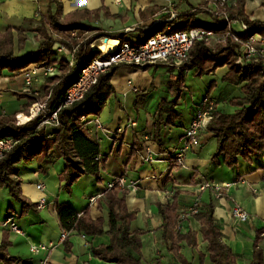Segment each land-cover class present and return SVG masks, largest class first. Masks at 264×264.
Masks as SVG:
<instances>
[{"label": "crops", "instance_id": "0c3cea01", "mask_svg": "<svg viewBox=\"0 0 264 264\" xmlns=\"http://www.w3.org/2000/svg\"><path fill=\"white\" fill-rule=\"evenodd\" d=\"M60 1L64 16L84 9L92 14L97 13V18L93 16L92 25L114 38H119L129 31L134 34L136 29L152 25L154 21L162 18L161 12L170 6L162 5L156 0ZM239 3L243 5L244 13L251 21H264V0H231L229 9L238 8ZM46 9V0H0V34L12 29L17 35L16 29L35 28L41 19L40 12ZM155 9L158 10L156 13ZM197 17L204 19L200 15ZM120 22L125 27L116 26ZM128 23L131 25H126ZM26 34L28 40L23 50H16L19 57H25L40 47L37 33L27 31ZM130 35H126V38L128 39ZM108 41L112 39H99L93 46L98 50L108 49L111 47ZM58 46L59 44L54 46L56 51ZM57 58L69 60L66 53L58 51ZM33 66L35 65L29 68ZM160 67H165L168 71L164 80L153 72L150 74L149 71ZM146 68L145 70L128 65L118 66L111 81L114 94L107 101L101 114L94 117L99 124L92 123L87 127V134L100 145L101 183H98L95 177L85 175L71 187L70 192L65 190L64 183L59 179L64 160L55 155L52 162L39 163L35 160L18 165L22 195L31 203L38 205L43 194L39 192L37 184H45L47 205L44 209H36L23 215L22 204L14 201L6 189L0 190V196L4 200L0 209V241L1 231H7L11 242L9 253L21 260V264H116L95 258L92 254L93 248L107 247L111 244V237L106 233L89 237L70 232L67 241L60 243L63 229L55 205L66 204L77 212L89 209L93 220L105 221L104 229L107 232L109 210L105 203V194L109 191L107 185L119 177L136 181L138 184L135 190H125L127 192L125 204L128 212L137 213L136 220L132 223V231L137 232L141 238V264H180L174 252L170 251L172 242L163 238L165 221L159 212L160 205L172 206L174 203L177 206L178 217L197 202L201 204V211L213 206L215 225L220 229L224 244L236 256L237 264H251L257 236L261 238L259 248L264 258V152L260 157H252L248 161L240 159L237 170L216 165L212 160L217 149V141L213 134L207 131L203 135L201 146L191 149L188 153L185 166L173 169L171 150L179 143L185 128L190 125L197 106H193L189 111L179 112L180 103L177 107L178 126L166 129L164 135L166 153H160L158 147L146 135L152 131L154 111L161 100L156 95L167 86L166 99L171 100L168 83L170 77L176 75L178 71L167 64ZM57 69L61 73V69ZM218 73L224 76L227 68L219 69L216 74ZM52 79L53 76L51 81ZM50 85V82H42L37 87L41 90L44 88L46 93ZM152 86L154 90L148 96H141ZM16 94H25L23 74L3 72L0 75V100L4 95ZM25 99L28 102L14 116L28 110L31 99L28 97ZM213 99L217 102L218 111L235 112L236 108L229 104L231 99L225 98L224 109L221 99ZM2 113L0 111V116L5 115V112ZM135 132L141 135L139 140L142 146H150L153 151L152 163L144 161V151L133 154ZM40 166L44 167L45 172L40 171ZM201 183L232 186L218 199L212 189L201 191L199 188ZM92 198H96V202L91 203ZM234 205L240 206L250 215L249 222L239 223L232 217L231 209ZM8 218H14L16 225L23 231L22 235L9 232L1 226ZM178 225L179 219L175 231L183 235L195 234L198 240L196 250L182 242L180 254L190 264H201L202 254L204 257L202 264H211L206 251L208 243L203 240L200 232L201 223L197 217L190 216L183 222L182 228H178ZM31 246L51 248L35 254L31 252Z\"/></svg>", "mask_w": 264, "mask_h": 264}, {"label": "trees", "instance_id": "16d2710c", "mask_svg": "<svg viewBox=\"0 0 264 264\" xmlns=\"http://www.w3.org/2000/svg\"><path fill=\"white\" fill-rule=\"evenodd\" d=\"M46 2L47 9L40 12L41 19L35 28L16 29L17 35L12 29L0 34V75L5 71L23 74L32 65L39 68L62 69L63 76L53 77L50 85L51 88L52 83L56 82L49 101L51 109L64 104L66 91L78 80L80 71L95 58L101 57L99 52L91 49V44L97 38L107 37L119 39L122 42L142 44L159 33L167 32L168 28L172 32L203 28L213 32L218 38L225 36L228 31L223 19L214 17L203 10L208 18H198L199 9H195L184 14H177L176 18L171 21H169L170 15H166L148 27L136 29L132 38H126V35L132 34L130 31L119 38H114L92 25L93 16L97 18V13L92 14L84 9L64 16L60 0H46ZM157 11L155 9V13ZM229 11L233 19L249 26V31L241 34V38L247 39L252 35L264 36V21H251L245 15L242 4L239 3L238 8L229 9ZM27 31L37 33L40 47L25 57H19L16 50H23L28 40ZM90 32H96V36L87 39L86 34ZM73 33L75 36H72ZM56 44L65 46L69 51L79 46L75 57L80 65L79 71L74 76H70L68 61L57 58V51L54 48ZM240 50V45L231 38H227L226 44L214 40L211 43L197 42L191 51L188 63L180 70L176 68L177 74L172 75L168 83L172 99H161L154 111L152 131L146 135L158 147L160 153H166L164 141L166 129L178 126L177 107L184 92L187 73L194 71V76L201 78L214 75L219 69L226 67L227 73L222 78L223 82L231 87L240 88L242 97L233 98L230 101L231 106L236 108L234 113H223L217 108L213 113V121L208 131L216 139L217 149L212 161L216 165H224L230 170H237L240 159L248 161L252 157H260L263 154L264 60H246ZM117 69L118 66L101 74L97 84L81 102L62 108L59 113V120L63 126L61 128H39L41 118L32 120L23 126H16L15 116L6 114L0 116V138L12 137L16 140L12 150L0 160V189H6L16 202L22 204L23 215L38 209V205L31 203L22 195L18 169L21 163H30L35 160L39 163L52 162L55 155L62 158L64 167L59 173V179L64 183V189L69 192L71 187L85 175L95 177L98 183L102 182L100 145L97 140L87 134V127H82L81 119L92 120L101 114L107 101L114 94L111 81ZM50 88L46 89L48 91L46 93H49ZM153 90L152 86L141 96L146 97ZM16 96L32 99L27 94H16ZM215 103L217 105L216 101ZM138 134L135 132L133 154L143 152L145 148L139 140L141 135ZM39 169L45 172L44 167L40 166ZM126 196L127 192L118 187L106 192L105 203L109 210V230L107 232L104 229L105 221L103 219L93 220L89 209L77 212L69 205L57 203L55 209L60 226L63 230L89 237L108 234L111 237V244L107 247L93 248L92 254L95 258L116 264H141V238L137 232L132 231V223L136 220L137 213L128 212L125 204ZM159 212L165 221L163 238L172 242L170 251L174 252L180 264H190L180 254V244L186 242L189 247L196 250L198 248L197 236L192 233L183 235L175 231L179 219L176 203L172 206L160 205ZM196 217L201 223L200 232L203 240L208 243L206 251L211 264H237L236 256L224 244L220 229L215 225L213 206H208ZM260 242L261 238L257 236L251 264H264L263 253L259 248ZM9 247H11L9 233L3 230L0 241V264H21V260L10 255ZM200 260L202 264L204 261L202 254H200Z\"/></svg>", "mask_w": 264, "mask_h": 264}, {"label": "built area", "instance_id": "2783aa9c", "mask_svg": "<svg viewBox=\"0 0 264 264\" xmlns=\"http://www.w3.org/2000/svg\"><path fill=\"white\" fill-rule=\"evenodd\" d=\"M116 1L121 2V0ZM205 2L203 10L214 17L223 19L227 24L228 31L226 35L222 37L223 43L226 44L227 38H231L234 42L240 45L241 54L244 55L246 60L264 59V36L252 35L247 39L241 38V34L249 31V26L231 17L229 11L231 0H205ZM175 18L176 14L172 13L169 21ZM72 36H75V33H73ZM213 37H216L213 32L203 28L175 32H172L171 29L168 28L167 32L159 33L142 44L122 42L121 40L112 39L118 43L114 50L111 52L99 50L101 57L95 58L88 66L80 71L78 80L66 91L64 104L56 109H51L49 103L53 94V89H51L49 94L45 96V92H41L43 89L41 90V88H37V85L42 82H50L51 77L56 76L55 72L57 70L55 67L39 68L35 65L23 73L24 93L31 96L34 103L29 107L27 114L21 113L15 116L16 126H23L32 120L41 118L39 128H61L63 126L59 120V113L62 108L71 107L81 102L93 86L97 84L101 74L120 65H128L142 69L149 66L167 64L180 70L186 63H188L191 51L195 44L201 41L209 43ZM99 39L91 44V49L94 52L98 49H95L93 45ZM78 49L79 46H76L72 51H69L65 46L60 44L57 49L58 52L66 53L69 56L68 64L70 67V76H74V74L79 71L80 64L75 57ZM41 98H43V100H41ZM216 108L217 105L215 101L209 97L202 99L190 125L185 131V135L171 150V167H173V169L184 167L186 157L191 149L201 146L203 135L209 130L212 124L213 113ZM21 117H25L26 121H21ZM98 122L99 121L96 119H81L82 127L84 128L92 123ZM146 141H148V139H146ZM15 143V138H0V160L12 150ZM144 161L147 163H152L154 161L153 151L150 146L147 145L144 149ZM137 185L136 181H129L123 177H119L110 182L107 185V189L111 190L118 187L123 191L128 189L135 190ZM231 186L232 184H225L223 186L210 183L199 184L201 191L212 189L218 199H220L223 192ZM37 188L39 192L43 194V198L38 203V209H44L47 205L45 195L46 186L43 183H38ZM96 200V198H92L91 203L96 202ZM200 207L201 204L197 202L192 208L183 211L179 215L178 228H182L183 222L190 216H197L201 212ZM231 214L239 223H246L251 219L250 215L238 205L233 206ZM1 226L6 228L9 232L19 235L23 234V231L16 225L14 218H8L1 224ZM69 234V231L63 230L60 236V243L66 242ZM50 248V246H31V252L36 254L40 251H47Z\"/></svg>", "mask_w": 264, "mask_h": 264}, {"label": "rangeland", "instance_id": "374dc122", "mask_svg": "<svg viewBox=\"0 0 264 264\" xmlns=\"http://www.w3.org/2000/svg\"><path fill=\"white\" fill-rule=\"evenodd\" d=\"M156 1L158 3H161L162 5H170V6L166 7V9H164L161 12L162 18L166 15L171 16L172 13H175L176 15L177 14H184L186 12H189L190 10L192 11L195 9L196 10L199 9V11H197L198 12L197 15H200V17H202L204 19L208 18L207 13L203 12L204 11L203 8L205 7V3H206L205 0H156ZM126 25H131V24L128 23ZM116 26H123V23L120 22V24H116ZM123 27H125V26H123ZM133 35L134 34L130 35L129 37L132 38ZM94 36H96V32H90V33L86 34L87 39L92 38ZM97 39H99V38H97ZM213 40L222 42V38L213 37L210 40V43ZM223 44H225V43H223ZM57 71H58L57 76H61L62 73H59L58 69H57ZM149 71H150V74H152V72H153V74L159 76V78H161L162 80L165 79V75H167V72H168L165 67H160L157 70L150 69ZM222 75L223 74L218 73L216 75L203 76V77L199 78V77L194 76V71L189 72L186 79H185L184 92L182 95V99L180 100L181 105L179 103V105H180V107H179L180 111L179 112L189 111L193 106H197L200 103V101L207 96H209L211 98H215V99H221L222 109H224L226 107L225 102H224L225 98H229L232 100L233 98L240 97L242 95L240 88H234V87L227 85L225 82H223V80H222L223 76ZM50 82H52V81H50ZM55 85H56V82L52 83V87L50 88V90ZM167 91L168 90H167V86H166V87L162 88V91H158V94L156 93L157 94L156 97L158 99H166V93L165 92H167ZM41 92H45V90H42ZM48 94L49 93H45V96H47ZM170 99H172L171 96H170ZM41 100H43V98H41ZM27 102L28 101L25 98L16 97L13 95H4V97L0 100V111H1V113L5 112L6 115H9V116L13 115L14 116L16 112H18L24 108V106L26 105ZM33 103H34V101L31 99L29 107ZM229 104H230V102H229ZM230 106H231V104H230ZM23 113L27 114L28 110L23 112ZM232 113H234V112H227V114H232ZM15 124H16V122H15ZM0 190H3V189H0ZM6 192H8V191H6ZM8 195L10 196V194H8ZM3 203H4V200L0 196V209L3 205Z\"/></svg>", "mask_w": 264, "mask_h": 264}, {"label": "bare ground", "instance_id": "6f19581e", "mask_svg": "<svg viewBox=\"0 0 264 264\" xmlns=\"http://www.w3.org/2000/svg\"><path fill=\"white\" fill-rule=\"evenodd\" d=\"M108 43H109L108 45H111V47H108V49L103 48L105 52H111L112 50H114L115 46L118 44L117 42H115V40L108 41ZM21 121H26V118L21 117Z\"/></svg>", "mask_w": 264, "mask_h": 264}, {"label": "water", "instance_id": "95a60500", "mask_svg": "<svg viewBox=\"0 0 264 264\" xmlns=\"http://www.w3.org/2000/svg\"><path fill=\"white\" fill-rule=\"evenodd\" d=\"M102 39H105V37H103ZM96 51V50H95ZM96 52H99L100 53V51L99 50H97Z\"/></svg>", "mask_w": 264, "mask_h": 264}]
</instances>
